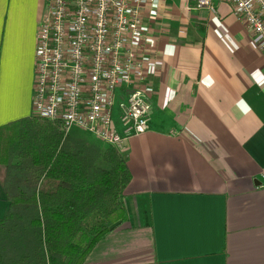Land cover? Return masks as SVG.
<instances>
[{
	"label": "crops",
	"instance_id": "1",
	"mask_svg": "<svg viewBox=\"0 0 264 264\" xmlns=\"http://www.w3.org/2000/svg\"><path fill=\"white\" fill-rule=\"evenodd\" d=\"M45 7L0 0V126L32 114ZM137 47L153 112L119 151L127 220L82 264H264V53L232 6L181 0L144 10Z\"/></svg>",
	"mask_w": 264,
	"mask_h": 264
},
{
	"label": "built area",
	"instance_id": "2",
	"mask_svg": "<svg viewBox=\"0 0 264 264\" xmlns=\"http://www.w3.org/2000/svg\"><path fill=\"white\" fill-rule=\"evenodd\" d=\"M159 0H46L35 38L32 114L114 148L149 130L153 112L138 39ZM185 10L230 5L264 53V0H181Z\"/></svg>",
	"mask_w": 264,
	"mask_h": 264
},
{
	"label": "trees",
	"instance_id": "3",
	"mask_svg": "<svg viewBox=\"0 0 264 264\" xmlns=\"http://www.w3.org/2000/svg\"><path fill=\"white\" fill-rule=\"evenodd\" d=\"M122 155L78 128L37 115L0 126V264H82L127 220ZM95 215L92 228L87 218Z\"/></svg>",
	"mask_w": 264,
	"mask_h": 264
},
{
	"label": "rangeland",
	"instance_id": "4",
	"mask_svg": "<svg viewBox=\"0 0 264 264\" xmlns=\"http://www.w3.org/2000/svg\"><path fill=\"white\" fill-rule=\"evenodd\" d=\"M95 141L98 142L102 146L103 150L108 148L107 145L97 141L96 139H95ZM86 221H87L88 228H92L93 226H95L97 224L98 219L95 217V215H93V216L88 217Z\"/></svg>",
	"mask_w": 264,
	"mask_h": 264
}]
</instances>
